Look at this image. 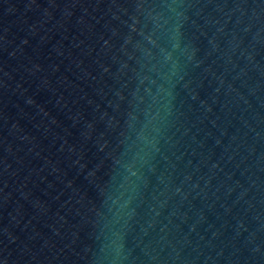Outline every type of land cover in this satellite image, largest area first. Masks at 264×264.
<instances>
[{"label":"water","instance_id":"obj_1","mask_svg":"<svg viewBox=\"0 0 264 264\" xmlns=\"http://www.w3.org/2000/svg\"><path fill=\"white\" fill-rule=\"evenodd\" d=\"M0 264H264V0H0Z\"/></svg>","mask_w":264,"mask_h":264}]
</instances>
